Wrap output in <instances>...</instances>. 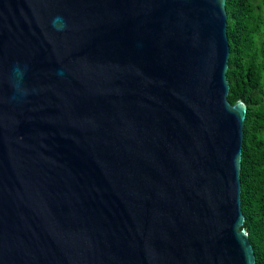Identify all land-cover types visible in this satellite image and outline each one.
<instances>
[{
	"label": "water",
	"instance_id": "1",
	"mask_svg": "<svg viewBox=\"0 0 264 264\" xmlns=\"http://www.w3.org/2000/svg\"><path fill=\"white\" fill-rule=\"evenodd\" d=\"M226 0H0V264H255Z\"/></svg>",
	"mask_w": 264,
	"mask_h": 264
},
{
	"label": "trees",
	"instance_id": "2",
	"mask_svg": "<svg viewBox=\"0 0 264 264\" xmlns=\"http://www.w3.org/2000/svg\"><path fill=\"white\" fill-rule=\"evenodd\" d=\"M228 100L246 105L241 153L243 228L264 264V0H226Z\"/></svg>",
	"mask_w": 264,
	"mask_h": 264
}]
</instances>
